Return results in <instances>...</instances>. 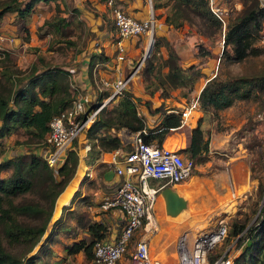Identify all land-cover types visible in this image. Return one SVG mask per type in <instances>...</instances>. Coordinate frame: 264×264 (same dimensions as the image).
<instances>
[{"label": "rangeland", "instance_id": "374dc122", "mask_svg": "<svg viewBox=\"0 0 264 264\" xmlns=\"http://www.w3.org/2000/svg\"><path fill=\"white\" fill-rule=\"evenodd\" d=\"M113 1L123 8H128L129 5L137 3V7H143L146 14L149 8H151L155 20L152 28L151 49L148 55L142 58L140 62L139 60L142 54H144L148 43V37L146 35L138 36L134 37L135 39L132 41H130L131 37H129L124 41L126 61L121 62V64L127 63L124 73L133 68L136 69L129 83L126 85L125 92L134 98L136 108L139 110L142 106H149L148 108L155 107V109L162 113L168 108H181L182 105L189 102L191 97L197 96L201 83L203 84L212 75L224 77L233 74L250 75L260 72L264 73V50H261L257 54H247L242 58L234 59L231 56L229 45H223L222 35L227 23L236 18L242 7H244V3H248L249 0H214V3L222 8V22L220 31L210 36L196 32L194 25L187 22H184L177 28L167 24L166 26L170 31L178 30L182 34L186 33L187 35L184 36L183 46H180L178 50L175 48L177 34L174 35L175 33L173 32L174 38H168L157 32L156 23L163 19L161 15H163L164 6L153 8L151 3L148 7L147 0ZM258 1L264 5V0ZM52 16H62L63 19L60 20V24H57V26L49 24V22L42 24L44 19H51ZM56 20L58 19L55 18L52 22ZM262 30L264 31V19L262 20L260 32ZM0 36V63L4 62L6 64L5 68L15 69V77L18 78L11 89H16L21 82L29 79L31 75L45 69L62 68L71 70V73H77L80 69L82 70L83 66L88 71V67L90 66L88 78L93 87L92 100H85V104L92 107L94 106L93 100L97 99L99 95L103 96L106 94V90H99L95 85L92 69L94 68L96 58H90L92 52H100L103 56L104 51H107L111 52L112 56L114 55V27L105 0L37 1L33 4L31 11L24 17H20L13 10H3L0 13ZM259 38L260 35L255 42L264 48V44L261 43ZM68 39H73V43L67 42ZM154 40L156 45L153 43ZM129 42L132 43L128 45ZM166 45L171 46L176 51L178 55L176 60L180 65L187 66L194 64V67L199 70L200 74L199 76L197 75L193 82L168 88L167 95L163 96L155 80H152L149 86H144L145 81L142 80L141 69L147 57L163 60L167 55ZM182 47L184 48L182 49ZM6 54L8 55V60H6ZM137 63L138 65H136ZM98 67L101 68L100 64L95 68L96 78L97 75H101L97 72ZM161 69L164 70L165 67ZM134 74H138V77L134 78ZM70 82L73 85L71 91L74 94L80 93L81 87L77 85L79 80L70 78ZM139 83L145 95L134 94L133 88L137 87ZM263 99L264 91H259L257 96L234 99L231 104L214 110L208 109L207 111H203L198 105L197 111L200 114L199 125L202 128L206 150L203 153L204 158L202 160L193 158L195 162L190 175L192 178L188 181V185L190 186L185 188L183 193L181 192L185 196L186 201L188 199V202L180 209L185 214L182 221L174 222L170 218V215L174 214L165 212L161 194L155 197L154 209L157 207V200L161 199L162 206L160 209L164 211L163 214L166 218H170L171 221L173 220L170 226L168 224L166 226L162 225L161 228L159 227V230L163 228L166 237L168 233H171V239H175L176 235L185 230L184 232L188 233L187 244L190 246L193 233L201 229L195 225L201 226L203 222V230L210 226L213 227V225L217 224L216 218L219 212L224 211V207H228L222 216L225 219V232H228L230 229L229 226L234 217L238 218L241 222L248 223L247 225L249 226L260 229L259 231L256 230L253 237L254 248L246 250L245 254L241 256L242 264H262L261 259H264V233L261 228L264 226V221L259 218V208L264 204L262 191L264 187ZM191 112L193 113L192 116H195V113L190 110L187 113L188 115H186V121L189 125L192 123L191 126L184 123L176 130H173L176 126L169 127L161 142H163L164 138H167L172 144L175 143V145L180 142H187L188 128L190 129L195 126L194 122L189 118ZM121 128L127 129L125 127ZM12 132L0 138V161L6 157L26 154V151H33L38 149V147L44 148L41 141L22 142L21 140L28 138V134L24 132L22 127ZM80 137L81 134L79 135ZM73 141L77 151L78 140ZM175 145L173 144V146ZM183 145L185 146V144ZM176 147L182 156L187 155L180 147ZM78 151H82V149L80 148ZM236 159H240V166L236 170L240 172L242 168H245L250 181V187L245 192V197L236 205L234 213L231 214L232 205L229 206L228 203L233 202V200H227L228 198L224 200L219 199L216 194V183L219 180L217 179L218 175L224 172L228 175V169H230L231 165H233L231 163ZM8 171L9 167L0 168V176L6 175ZM188 177L185 179H188ZM258 182H260L259 187L257 185ZM148 183L153 184V179L148 178ZM112 191L107 196L111 195ZM30 198H38V191L29 190L18 193L14 197V200ZM217 211H219L218 214ZM18 218L27 219L24 215H18ZM189 224H194L197 228L191 232L187 228ZM154 225L155 227L152 230L156 228L155 221ZM164 232L158 231L157 237H160V234ZM142 237L145 236L142 235ZM157 237L154 235L152 241L147 239L148 252L152 254H149L150 258L160 260V255L163 257L164 255L159 254L155 250L158 244L156 242ZM1 241L7 249L13 252H20L22 249V244L9 243L3 237H1ZM225 241L226 235L224 236L223 244ZM149 242L151 243L150 245ZM223 244L219 245V247H222ZM61 246L58 243L54 250H61ZM38 247L39 243H34L25 254H40L39 260H43L48 259L55 252L51 247ZM42 251L45 252L42 253ZM153 251L157 252L152 253ZM127 255L126 251L123 257L125 258ZM58 256L60 258V261H57L58 264H61L60 262L72 264L71 259H73V256L70 255V258H68L65 251L64 253L61 251V255ZM38 261L36 262L39 263ZM127 264L131 263L128 261ZM163 264H175V252L172 262H164Z\"/></svg>", "mask_w": 264, "mask_h": 264}, {"label": "trees", "instance_id": "16d2710c", "mask_svg": "<svg viewBox=\"0 0 264 264\" xmlns=\"http://www.w3.org/2000/svg\"><path fill=\"white\" fill-rule=\"evenodd\" d=\"M37 1L48 0H0V13L3 10H13L20 17H24ZM151 3L153 8L165 7L163 22L172 27L177 28L187 22L194 25L196 32L206 36L221 29L222 19L210 9L208 0H151ZM243 6L236 18L227 23L222 35L223 45H229L234 59L264 50L255 42L261 34L264 5L258 0H249ZM55 18L59 21L52 22ZM62 19V16H52L51 19H44L42 24L49 22L57 26ZM67 42L73 43V39H68ZM153 43L156 45L155 40ZM166 47L167 55L163 60L147 57L141 69L144 86H149L152 80H155L163 96L167 95L168 88L193 82L200 74L194 64L180 65L176 60L178 57L176 51L169 45ZM5 57L6 60L9 59L7 54ZM106 57L100 52L90 54L91 59L96 58L95 62ZM5 67L4 62L0 63V138L22 127L28 134V138L21 140L22 142L42 141L51 116L69 106L74 97L69 71L62 68L45 69L31 75L16 89H11L18 78L15 77V69ZM162 67L165 69L162 70ZM259 91H264L263 72L224 77L212 75L199 88L197 100L201 110H214L231 104L234 99L257 96ZM97 99L101 100V96L99 95ZM178 117L176 112L165 110L161 113L159 121L149 127L145 124L143 116L138 114L134 98L124 92L109 106L101 107L85 129V136L89 142L87 150L95 154L120 146L124 148L125 144L117 134L121 127L130 131L139 130V136L145 142L161 144L167 129L179 124ZM112 129V133L107 132ZM73 142L72 140L71 147L67 149L61 163L54 167L49 166L42 155L32 151L6 157L0 161V168L9 167L8 173L0 176V264H50L48 259L39 260L40 254L25 253L38 242L46 227L55 197L61 193L59 191L74 172L78 156ZM168 147L174 146L172 144ZM180 149L185 151L187 154L185 157L193 162H195L193 158L199 160L204 158L206 143L199 121L190 128L187 144ZM257 185L259 187L260 182ZM29 190L38 191V198L14 200L18 193ZM262 191L264 197V187ZM68 194L69 189L65 188L58 199L56 198L55 208H58L59 200L66 199ZM18 215H24L27 219H19ZM259 215L264 221V204L259 208ZM78 224L86 230V237L71 240L64 244V249L68 255L81 250L84 256L82 263H85L91 259L93 242L104 238L106 227L102 222L95 220L78 219ZM247 224L234 217L230 229L226 232V240L235 237L236 245H240V250L231 264H242L241 256L246 250L254 248L253 237L256 230L260 229ZM261 229L264 233V226ZM1 237L6 238L9 243L22 244L21 251L13 252L7 249ZM43 246L49 247L47 243L39 245L40 248ZM261 260L264 264V259Z\"/></svg>", "mask_w": 264, "mask_h": 264}, {"label": "built area", "instance_id": "2783aa9c", "mask_svg": "<svg viewBox=\"0 0 264 264\" xmlns=\"http://www.w3.org/2000/svg\"><path fill=\"white\" fill-rule=\"evenodd\" d=\"M147 2L149 7L151 0ZM105 4L114 27L113 72L111 76L97 75V78L95 77L96 66L106 65V59L96 61L92 70L96 87L99 90H106V94L100 95L101 100H93L94 106L89 107L81 95L76 93L69 106L51 116L48 121V130L41 141L44 147L42 157L51 167L61 163L67 149L71 147L72 140H77L78 135L85 131L98 110L115 102L125 92L126 85L136 69L133 68L127 73L122 70L121 62L126 61L124 41L129 37L146 35L147 46L152 43V28L155 20L151 8L145 16L136 17L113 0H105ZM208 4L210 9L222 19V8L216 5L214 0H208ZM259 39L264 44V31L261 32ZM146 55L148 53L144 51L139 62ZM71 87H73L72 84ZM195 109H198L197 96L191 97L189 102L181 108H168L167 111L178 114L179 124H188L187 112ZM190 115L191 113L189 117ZM83 145L85 149L89 148L88 142ZM114 154L112 171L120 178L112 194L102 198L100 207L119 208L123 222L113 239L102 238L93 242L90 260L85 263L76 260L72 264H127L128 261L131 264H163L157 258H150L147 238L142 237L138 230L141 228L146 230L145 224L149 220L148 215L153 214L155 197L160 194V188L188 177L194 162L175 149L155 142L143 141L139 136V130L134 132L128 149L118 151L116 148ZM148 178L153 179L154 183L149 184ZM220 212L218 214L217 211V224L194 234L190 246H187L184 239L180 237L183 236V232L177 236L175 264L232 263L240 250V245H236L235 237L229 238L223 244L226 227L225 219L222 217L224 212ZM221 244H223L222 247H219ZM126 251L128 255L124 258L123 254Z\"/></svg>", "mask_w": 264, "mask_h": 264}, {"label": "crops", "instance_id": "0c3cea01", "mask_svg": "<svg viewBox=\"0 0 264 264\" xmlns=\"http://www.w3.org/2000/svg\"><path fill=\"white\" fill-rule=\"evenodd\" d=\"M48 1H51V0H48ZM137 6L138 4L134 3L131 6L129 5L128 8L126 7L123 8L122 6L121 7L136 17L145 16L146 15L145 9L143 7L138 8ZM161 17L163 18V15H161ZM166 25L167 24L163 22V19H161L160 22L156 23L157 32L162 35H165V37H168V38H174L173 32L175 33L174 35L177 34V38L175 39V48L176 50H178L180 46H183L184 38H185L184 36H187V35L186 33L182 34V32L178 30H173L172 32L170 31V29L167 28ZM133 39L135 38L134 37L131 38L130 41H132ZM131 43L132 42H129L128 45H130ZM183 48L184 47H182V49ZM104 55L107 56L106 57L107 63L106 65L100 64L101 68L98 67L97 72L103 76H111L113 72L112 67L114 65L113 56L111 52L109 53L107 51H104ZM126 65L127 63L121 64L123 71L127 67ZM68 71L70 74L69 77L71 79L76 78L79 80V83L77 85L81 87V91L80 93L79 92L78 93L84 99V102L87 99L91 100L93 87H92L90 79L88 78V71H86L85 66L82 67V70L80 69L78 71L80 73L78 72L71 73L72 72L71 70H68ZM134 75H135L134 78L138 77V74H134ZM133 89H134V94L145 95L143 92V88L141 90L140 83L139 85H137V87H134ZM148 107L142 106L140 110L137 108L136 109H137L138 114H141L143 116L145 124L151 127L159 121L161 117V113L159 112V110L155 109V107L154 108H148ZM165 110L167 111V109ZM194 113H195V116H192L193 113L191 112V115L189 118L196 125L197 121H199L200 114L197 111V109ZM183 124L184 123H180L176 125V128H173V130H176L177 128H179V126ZM191 124L192 123H190V125L189 124H186V125L191 126ZM188 130L190 129L188 128ZM107 132L112 133L113 129L107 130ZM134 132L135 131H126L125 129H122V128L117 130V134L121 142L125 144L124 148L121 146L117 147L118 151L126 150L130 147V143H131ZM11 133L13 132H10L9 134ZM80 134H81V137L79 138ZM80 134L77 137L78 149L76 152H77L78 157H77V163H76L75 170L72 173V175L69 177V179L66 181V183L64 184V187H62V189L59 191L60 193L65 188H67L69 189V194L66 197V199L59 200L58 208H55V205H56V197L59 196V194L55 197L48 221L46 223V227L38 240L39 245L47 243V245L53 248V250L55 249V246L58 245V243L60 244V246L62 244L61 250H54L55 252L51 255L52 257L50 256L51 258L50 257L48 258V261L53 264L57 261H60V258L58 255H61V251L64 253L65 251L64 244L70 242L71 240H77L79 238L86 237L87 232L84 229V227L78 224V219L83 220V221L95 220V221L102 222L106 227L105 234H104V238L106 239H113L116 236L121 223L123 222L122 212L119 210V208L115 206H109L107 208L100 207V202L102 198L105 195H107L110 191L113 190V188L116 186L120 178L113 171L108 176H105V173L108 170L110 169L112 170L113 158H115V154H114L115 149L102 150L95 154H91L89 153L87 149L83 147L84 146L83 144L88 142V139L85 136V131L81 132ZM186 143H187L186 141L185 143L180 142L176 145L175 143H173L175 146L172 149L177 150L176 146H178V148L179 147L182 148L184 146L183 144L186 145ZM161 144L164 145L165 147L172 146V143H170V141L167 138H164ZM80 148L82 149V151H78ZM42 149L44 150V148L38 147V149H35L32 152L42 155L43 153ZM27 152H30V151H26V153ZM239 162H240V159L234 160L231 163L233 165H231L230 169H228V173H227L228 175H226V172H224L221 175H218L217 179L219 180L216 183L217 197L221 200H224L226 198H228L227 200L229 199L233 200L231 204L232 205L231 206L232 210L230 212L231 214L234 213L236 209V205L240 202V200L243 197H245V192L250 187V181L248 179L247 171L245 170V168H242L240 172L236 170V168L240 166ZM191 178L192 176H190L188 179L180 180L179 182H176L177 184L174 183L175 185L170 184V187H172L178 194L184 197V195L181 194V192L183 193L184 191L178 190L177 185L183 182L189 181ZM156 206L157 207L153 209V216H154V221L156 223V228L152 230L151 237L149 236L150 238H148L151 241L154 235L156 237L158 236L157 235L158 231L164 232L163 228L162 230H159V227L161 228L162 225L166 226L168 224L170 226L171 225L170 223H173V220L174 222H176V221H182L183 219L182 217H175V218H171L173 219L171 221L170 218H166V216L163 214L164 211L160 209L162 206L161 199L157 200ZM223 212H225V210ZM144 232H146V230H143L142 228L138 230V233H141L142 235L144 234ZM157 238L158 239L155 238L157 240L156 242H158V244L155 247V250H157L159 254L161 253L164 255V257L160 255L161 257L160 261L171 263L173 260L174 252L176 251L175 245H176L177 237L175 239H171V233H168L166 237V234L164 232V233H161L160 237H157ZM147 244H148V241H147ZM150 244L151 243L149 242V245ZM157 251H153L152 253H155ZM148 253L150 254V252ZM66 256L70 258V255L66 254ZM71 256H73V259H71L72 262L76 260L82 262V260H84L83 259L84 256L81 250L77 251ZM60 263L64 264V262H60Z\"/></svg>", "mask_w": 264, "mask_h": 264}, {"label": "water", "instance_id": "95a60500", "mask_svg": "<svg viewBox=\"0 0 264 264\" xmlns=\"http://www.w3.org/2000/svg\"><path fill=\"white\" fill-rule=\"evenodd\" d=\"M151 45L148 49V51H146V53H148L151 49ZM126 131H130L128 129H125ZM112 173V170H108L105 173V176H108L109 174ZM159 193L162 195L163 197V207L165 212L169 213V214H175L177 213L182 207H184L185 203H186V199L181 196L180 194H178L172 187H170V185H164L160 188Z\"/></svg>", "mask_w": 264, "mask_h": 264}, {"label": "bare ground", "instance_id": "6f19581e", "mask_svg": "<svg viewBox=\"0 0 264 264\" xmlns=\"http://www.w3.org/2000/svg\"><path fill=\"white\" fill-rule=\"evenodd\" d=\"M149 47H150V44L148 45V46H146V49H145V51H148V49H149ZM188 113V112H187ZM190 177V176H189ZM188 177V178H189ZM177 184V183H176ZM173 185H175V184H173ZM190 185H188V181H186V182H183V183H181V184H179V185H177V189L178 190H180V191H184L185 190V188H187V187H189ZM65 191V189L59 194V196L63 193ZM183 195V194H182ZM59 196H57L56 198L58 199V197ZM159 197V196H158ZM185 197V196H184ZM57 201V200H56ZM188 202V199H187V201H186V203ZM185 203V204H186ZM232 203V202H231ZM231 203H228V205L229 206H231ZM227 205V204H226ZM56 206V205H55ZM226 208H228V207H224L223 208V210H227ZM55 209V208H54ZM183 211H178L176 214H174V215H170V218H175V217H182V218H184L183 216L185 215V214H183L182 213ZM219 212V211H218ZM149 216V220L146 222V224H145V229H146V232H144V234H143V236H145V238H150L151 237V232H152V228H154L155 227V225H154V216H153V214H149L148 215ZM209 217V216H208ZM203 220V219H202ZM204 221V220H203ZM206 222V221H205ZM195 226H198V227H200L201 229H199V230H196L194 233H193V235L194 234H197V233H199L200 231H202L203 229V222H202V224H201V226H199V225H195ZM194 226V224H192V225H189L187 228H189L190 230H191V232L193 231V230H195L197 227H195ZM148 230V231H147ZM183 234V236L181 235L180 237L181 238H183L184 240L183 241H185L186 242V245L188 246V244H187V242H188V233L187 232H183L182 233ZM150 236V237H149ZM184 242V243H185ZM154 257V256H153ZM162 263H164L163 261H162Z\"/></svg>", "mask_w": 264, "mask_h": 264}]
</instances>
